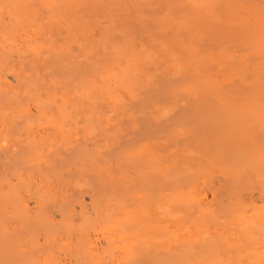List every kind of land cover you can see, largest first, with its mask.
Segmentation results:
<instances>
[{"label": "rangeland", "instance_id": "374dc122", "mask_svg": "<svg viewBox=\"0 0 264 264\" xmlns=\"http://www.w3.org/2000/svg\"><path fill=\"white\" fill-rule=\"evenodd\" d=\"M141 1H143V0H141ZM141 1H138L139 6H137V7H142V8H140L141 10L144 9V10H142V14L141 13L140 14L143 15L142 19H144L143 17H145L146 22L142 23L139 21L140 23H142V25H141V24L136 23V22H131V18H129V22H130L129 23L127 21L128 17L125 18L123 21V19L121 18L123 15L122 12L124 14H126L128 11H130L129 9L126 10L128 7L130 8V6L128 5V3H129L128 0H126L125 2L123 0V2L125 3V7L122 9V11L121 10L119 11V12H121V15H119V18L116 19V21L119 20L118 23L119 22L121 23L120 20L123 21L124 24L121 23L120 25H122V26H119V27H121V29H123V31H126V29H127V31H128L127 34H128V38H129L128 41L129 42L131 41V44H129V45H131V46H129V49L134 48V51L132 50L134 53L136 50V57L138 56V58H139L142 56V58H139L141 62H143V61L146 62L145 54L148 55L147 54V53H149L148 51H150L152 53V55L149 53L151 56L150 55L147 56L150 59H148L149 60V62L147 61L148 63L147 62L145 63L146 66L144 64L141 65V68H142L141 72L142 71L143 72L141 73L140 81L143 84L144 88L146 87L145 90L146 89L148 90L149 86H151L153 84V82H151L149 80L155 79L154 82L156 83V86L159 88L152 85L151 88L153 87V89L149 88L148 91L146 90L148 92V94L144 90L141 91L140 93L137 90H131V91L123 92L121 89H119V87L115 91L112 88L113 87L112 81H110V82L100 81V77L105 78L107 76L106 74H103V72L101 73L99 78H98V76L95 77L96 74L93 76L89 75L90 72H88V71L91 68V65H92L91 63L95 62L96 60L93 58V60L90 59V61L88 60V62L86 60H85V62L79 61L80 58L77 57V52L73 51V48L71 49V57L64 59L65 61H63V59H60V60L59 59H49L47 57H45V59H44L45 55L40 56V57H36L30 53H24L26 55V56L24 55L25 58H23V55H22V57H20L21 58L20 59L19 57H16L18 55L13 53V51H14L13 49L5 53L8 61H9V62L7 61L8 64L4 58L5 55L3 57L0 56V61H2V63L0 62L1 63L0 68L3 69V72L0 73V79L3 80V81H0V84H1L0 88L2 87L0 90V121H1L0 122V264H124L123 256H121V252L118 251V250H120V248H118V250L116 251V248H114V247L117 246L120 242L124 243V244H125V242L119 241L117 237L112 236V237L117 239L116 240V239L112 238V240H111V238H110L111 242H114L116 240L115 243H117V245H114V247H113L114 249H113L111 246H113V244H115V243H113L111 245L110 244L111 242L109 241V243H108V240H107V238L111 237V236H107L106 233L103 232V231H105V229L103 227L105 226L104 225V223H105V221H104L105 217L104 216L106 214V211L111 210L113 208L116 209L115 211H117V209H119L118 205H120V207H122V210H125V212H131L130 215H134V213H135V215L139 214L138 217H140L141 215L144 216L147 214V216L151 217V219H152L151 223L155 221L154 224H155V228L157 231L159 228L156 227V224H157V226L159 225L158 227H160L161 226L160 218L163 217L162 214L157 212L158 211L157 207L164 204V200H165L164 194L170 192L176 186L177 187L179 186V188H183V189L188 188L189 192H193L195 190L198 193L197 198L205 196L206 198L203 197V198H205V200L207 199L206 202H204L205 205L206 204L210 205L209 202H211V203L216 202L215 205L218 204L219 202L226 203L227 202L226 200L229 197L234 196V197L239 198V196H240V198L243 199L244 202L250 203V205H249L250 207H251V204H254V203L255 204L252 205V207H255V206L257 207L259 205H260L259 207H261V204H260L261 201L260 200H262V198L259 195L260 194L259 188H260V186H261V188L264 187L263 186L264 185V176H263V178L261 177V175H264V146H262V145H264V143H263L264 142V140H263L264 139L263 138L264 137V113H263L264 112V85L251 86L249 88H238L236 90L234 88H231V87H226V86L223 87V89L220 90L222 93L220 94V91H219L218 95L220 97L229 96V98L231 100H228L229 102L227 101L225 103L226 105L224 104L226 107L224 105L221 107H223L222 110H224L225 112L228 113L230 111L231 113L229 112L230 117H228L227 119L225 118V122H223V119H222L219 123L223 122L224 123L223 125H225V126H227V125L229 126V124L235 125L234 128H232V131L237 130L238 133L241 131L243 135L241 134L238 137H236V135H234V137H236V138H234L230 134H229L230 136L228 135L227 137H222V138H218L216 136H213V137L208 136L205 139V141H203L200 144V147L198 148L199 150L197 148H195L198 145H197V142H195V140L192 137L196 135L195 133H197V131H198L197 134H203L202 136L209 135L207 130L204 131V133H201V132H199V129L200 128L206 129V127L209 125V123L212 124V122H209V120H211V118L214 119V116L210 117L208 115L199 114L200 113L199 110L201 111V109L193 107L194 106L193 105L194 100H192L191 95L188 94V97L186 96L187 97V99H186L185 97L182 96L183 93L181 92L183 90V88L186 89V87H189L191 85V81H192L191 75H192V70L194 68L193 61L194 60L196 61V59H192L193 56H191L190 53H189L190 54L189 55L188 51H185L186 49L182 48V47H183V45H186V44H187L186 46L188 47L189 44L192 43V40L196 37H194L192 39L191 38L192 36L191 37L188 36L190 39H192L191 42H189L188 38L186 40L187 34L184 30H183L184 32L182 31L183 28H185V30H186V27H183L181 25L179 19L176 20L179 22L175 23V24L178 23V25H175L174 21H172L173 22L172 26H171V24H169L171 21L169 23H168V21L167 22H161L163 20L162 19L163 15L166 18L170 15V14L164 12V10L165 9L167 10L166 6H168L169 4L171 6V2H174L175 4H177L176 6L174 4V6L176 7V10L179 9L182 12V10L180 9L181 3H182V7H188L186 9L183 8L184 11L190 10L189 9V3L188 4L186 3V2H189V0H181V1L179 0L180 3L179 2L176 3L178 0H175V1L170 0L171 2L170 3L168 2L169 3L168 5H166L167 3L165 4L164 1L162 0L163 1V2H161L162 4L159 3V6L161 5L160 8L157 5L158 0H154L153 4H151L152 1L150 3L149 0L148 1L144 0L145 2L150 3V9H149V6L147 9L148 3H146V4L144 3V5H143V2H141ZM155 1H157V2L155 3ZM215 1H217V0H215ZM242 1H244V0H242ZM159 2H160V0H159ZM231 2H233V0L232 1L228 0L227 2H226V0H222L221 2L218 1V3L216 4V5H218V7L216 8V10L218 13H220L219 16H221V14H222L221 12L224 9V12H227L229 14L228 15V14H225L223 12L225 14V16H224L225 18L229 17L228 20H231L230 18L233 16L235 18V20H237V18H238V22H240V20H242V18H244V19L248 18L250 21L247 20V22L252 21L248 17L249 14H248L247 8L241 7L243 5L242 4L243 2L240 3L241 5L238 4L239 2L236 3L237 5L231 4L232 6L230 8ZM245 2H244L245 5L248 2V4H251V5L253 4L255 6V8L260 7L259 12L262 11L261 7L264 10V6H262V5H264V0H246ZM250 2H254V3H250ZM104 3L107 4V3H111V2L104 0ZM163 3L165 4V8H162L163 7L162 5H164ZM185 4H187V5H185ZM90 5H91V3L88 6H90ZM156 5H157V7H156ZM253 5H252V7L254 8ZM178 6L180 8H177ZM247 6H249V5H247ZM109 7H110V5L108 6V4H107V8H109ZM220 7L223 9H221L219 11ZM242 8L246 9V12H247L246 16L244 13L241 14V11H243V10H241ZM257 8H256V10H258ZM161 9L162 10L164 9V10L162 11ZM169 9H171V8H169ZM134 10H136V8H131V11H130L131 13L130 12L128 13L131 16H129V15L128 16L134 17L133 18L134 20L137 17H138V19L141 18L138 14H137L138 16L135 15L137 12L135 13ZM141 10H140V12H141ZM172 10L174 11V12L172 11V15L174 17H172V18L168 17L169 20L175 18L177 15L175 13L176 12L175 8L173 9V7H172ZM229 10L231 12H233V14L231 12H229ZM137 11H139V10H137ZM132 12L134 15L132 14ZM169 12H171V11H169ZM177 12H178V10H177ZM185 12H183V13H185ZM183 13H181V14H183ZM199 13L201 14L202 12L200 11ZM237 13H240V14H237ZM262 13H264V11ZM186 14H185V16H186ZM179 15L177 16V18H179ZM226 15H228V16H226ZM237 16H239V17H237ZM157 17H162L161 18L162 20L159 19L160 22H158V24H155L156 20L151 21V19L152 18L155 19ZM250 17L253 18V16H250ZM234 18H233V20H231L232 22L229 21V23L231 22L234 24ZM138 19H137V21H138ZM147 19L148 20L150 19L149 23L147 22ZM180 19H182V17ZM247 22L245 20L246 24H247ZM252 22L254 24V19ZM164 23H167V24H164ZM179 23H180V25H179ZM241 23L244 24V20H242L239 23L240 28L237 27L238 26L237 23L234 24V26H236V27H234L235 30L233 29L234 30L233 32H236L239 37L237 36L236 37L237 41H235L238 43L233 44L236 47L228 48V52H231V55H232V52H234V54H236V56H237V54L239 56L240 54H243L245 52V49H244L245 47H240L243 44L239 43V41H241V39H242L241 38V28H242ZM248 24L251 27H253L255 25V24L251 25L250 23H248ZM155 26H156V28H155ZM177 26H179V27L182 26L180 31L177 30V32L179 31V34L181 36H179V35L176 36V34H175V32H176L175 30L178 28ZM119 27H116V28H119ZM123 27H125V28H123ZM169 27H171L170 30L168 29ZM190 27H191L192 33L197 32L198 29L201 28V27L198 28V27H193V26H190ZM193 28H194V30H193ZM25 31L27 33L31 32V30L29 28L26 29ZM201 32L206 34L203 31H201ZM199 34H200V31L198 33V36H199ZM143 36H145V37H143ZM235 36L236 35H232V37H235ZM182 37H185V38H182ZM96 38H97V36H93V39H96ZM198 38H196L194 40V43H196L197 45H198V42L201 41L199 38L200 41L197 42ZM165 39H167V40H165ZM203 39H205V38H203ZM203 39H202V41H204ZM114 40L116 43H119L121 41L119 37H114V39L112 41H114ZM138 41H140L141 44L143 43V46H141V44H139L140 42H138ZM207 42H208V40L207 41L205 40V42L202 43V45L205 44V49H203L200 46L201 44L199 45L201 48L200 47H198V48H200L201 51H199L197 46L193 45L194 47H196V49L199 52V53H195L194 57H199L200 58L199 60L204 61V63L206 61L205 65H208L209 63H211L212 65H210V67H209L210 68L209 72L213 73L216 69V67L214 65L216 64L217 59L212 58V61H211L210 56L216 57L219 54V52H216V51H218V49L216 48L218 44L215 47L214 46L215 43L213 44L211 42V44H210V42L209 43H207ZM151 44H153V45H151ZM160 44H162V45H160ZM180 45H181V47H179ZM233 45H231V46H233ZM159 46H161V48ZM163 46H164V49H162ZM186 46H184V47H186ZM243 46H245V45H243ZM176 47L177 48L179 47V48L177 49ZM141 48L147 53L144 52V54H143V51ZM140 49L142 52H140ZM146 49H147V51H146ZM211 49H213V50H211ZM74 50H76V49L74 48ZM169 50H171V52H174L176 50L174 52V54H176L177 57L174 56V58H175V62L173 61L174 64H173L172 60L169 59V58H171V55H173ZM181 50H184V51L181 52ZM202 50H203V52H202ZM72 51L76 52L75 55H72V53H73ZM212 51L216 52V53L213 54V53H211ZM9 52H10V54H8ZM234 54H233V56H234ZM8 55H10V56L8 57ZM154 56H155V58H154ZM42 57H43V60H42ZM73 58L75 60L74 62L71 61ZM151 58H153V60L154 59L155 60L153 61ZM104 60H105V62H104ZM119 60L123 61L122 59H118L114 63L115 67H116V69H114V71H112V74L114 76L117 75V71H118L117 68L118 69L122 68V64ZM186 60H188V62ZM190 60H191V62H189ZM255 60L257 61V60H259V58L256 57ZM60 61H61V65H59ZM62 61H63V63L66 62V64H62ZM102 61L104 62L103 63L104 68H107L109 65L108 62H111V60L108 58H105ZM53 62L57 63V65H56L57 67H54L55 65ZM133 62L134 61H132V63ZM135 62H136V60H135ZM150 62L153 64H151ZM138 63H139V61H138ZM5 64H7L9 66H7ZM67 64H69V65L72 64L73 69L72 70H66V69L72 68V67L71 68L68 67V68L64 69L66 71L65 72L63 70V68H64V65H67ZM139 64H141V63H139ZM148 64H151V66ZM156 64H158L159 66ZM178 64L179 65L181 64V67H182V64L184 66V69H183V67H182V69H180L181 75H177L179 77L176 76V74H178L176 72V68H178L177 67ZM4 65H5V69L2 68ZM31 66H32V69H31ZM58 66H61V69H59ZM148 66H150V67L147 68ZM165 66H166V69H165ZM172 66L175 68H173ZM74 68H76L75 69L76 72L74 71L73 72L74 74H73L72 71L74 70ZM179 68H180V66H179ZM8 69L9 70L12 69V71L11 70L8 71ZM44 70H45V72H43ZM164 70H167V71H164ZM183 70L185 71V73L183 72ZM25 72L27 74H24ZM165 72H168V75L170 76V80L172 79L171 82H170V80H169V82L167 81L169 84L164 80V78L166 79V77H167V80L169 78L167 73H165ZM56 73H58V74H56ZM64 73H65V75H64ZM155 73H159V74H155ZM163 73H164L165 77H163ZM16 74H17V76H16ZM42 74H45V75H42ZM146 74L150 76V79L148 76L146 77ZM18 75H20V77ZM24 75H25V77H24ZM26 75H28V76H26ZM80 75L82 76V78H80L81 77ZM71 76H72V78H71ZM19 78H20V80H19ZM52 78H55V79H52ZM156 78H157V80H156ZM54 80H56V81H54ZM84 80L88 81L90 87L94 88V86H95L96 88H99L97 90L98 92H99V90H101V88L103 90V87L106 88L105 90H107L108 85L111 83L109 85L108 90L113 92V94L119 96L122 100L124 98V100L122 101L123 103L122 104L116 103V107H115L114 100H112L113 99L112 94L108 93V94H103L100 97H97L96 93H98V92L95 91L96 93L94 92L92 94L94 96L91 97L93 99L90 98L88 100L89 103L92 101L91 104H87L85 102L82 103L81 99L79 101L77 99H75L74 102L70 103L72 105V107H74V104H76L74 107L75 110L71 109V106H68V105H66L67 107L65 108V105H64L63 107H61L62 109L60 108L61 110L58 108L59 112H57L58 109L56 110L55 107L57 108V105H59V102H56V100H57V96H60V92L63 91L62 90L63 86L61 89H59L60 87H57L56 90H51V89L58 86V85L63 84L64 82H68V83H66L68 85H66V84L65 85H66V88L68 86L67 89L69 90V88L71 89V87H73V86L80 87V86H76V83H78L77 85H79V82L84 81ZM92 80H95L97 83H94L95 81H92ZM25 81L26 82L28 81V83H30L29 84L30 88H28L29 85H28V83L26 84ZM61 81H62V83H61ZM69 81H71V82H69ZM148 82H151L152 84L151 85L149 84V86L147 84L145 86V84ZM50 83L51 84L54 83L55 85L53 87L51 85V88H50ZM155 83H154V85H155ZM170 83L173 84L174 86H176V87H173L174 90H178L181 93L177 92V94L176 93L172 94V93H174V91L171 90L172 87H170V86H173V85H171ZM175 83L177 85H175ZM20 84L21 85L23 84L22 85L23 87ZM93 84H95V85H93ZM187 84H188V86H187ZM25 85L26 86L28 85L27 88ZM91 85H93V86H91ZM97 85H99V86H97ZM111 85H112V87H111ZM184 85H186V86H184ZM34 86H36L34 89L35 91L32 89V87H34ZM38 87H40V88H38ZM179 87H181V88L179 89ZM116 88H117V86L115 87V89ZM3 89H5V90H3ZM150 89H151V91H150ZM164 89L166 90V92ZM37 90H38V93H37ZM66 90L64 92L68 93ZM108 90H107V92H108ZM229 90H231V91H229ZM135 91L137 94L141 95V96H139V99H137L138 98L137 94H133ZM156 91H157V93H155ZM171 91H172V93H170ZM51 92L57 93L56 94L57 95L56 100L55 101L53 100L52 104L47 103V104L43 105V104H41V102L38 99H36V98L41 97L39 99L41 101H45L47 98V95H50L49 93H51ZM64 92H62V93H64ZM225 92H228V93H225ZM250 92H252V93H250ZM2 93L4 96H2ZM10 93L12 95H15V93H18L17 98L15 96H13V97H15L14 102L11 100L13 103L10 102V100H9V102L7 101V99H9L8 96L11 95ZM153 93H155V94H153ZM165 93H167V94H165ZM233 93L236 96L233 95ZM259 93L261 96L258 95ZM37 94H39V96ZM129 94H130V96H129ZM143 94H145V95H143ZM35 95H36V97H34ZM151 95H156V97L151 96ZM159 95H160V98H158ZM241 95L244 96L243 99H241L242 98ZM110 96H112V97H110ZM127 96L132 97V98L134 97V99L128 100ZM147 96H149V97H147ZM165 96H167V98ZM140 97L141 98L143 97L142 98L143 100H140L141 99ZM157 98L160 100L162 98L163 99L162 102L156 101L157 102L156 103L155 100ZM169 98H174V99H169ZM225 99H227V98H225ZM75 101H76V103H75ZM135 101H137L138 103H136ZM140 101H143V104ZM175 102H176V105H181L183 103L186 104L185 105L186 109L184 110L185 115H183V117H184L183 122L179 118H176L169 123L171 126L169 125L166 127V125H158L159 124L158 122L161 123L164 120L162 118L164 116V112L167 113L168 111H170L171 108H172V111L174 110ZM198 102H200V100ZM39 103L41 105H39ZM113 104H114V107L112 106ZM156 105H159V106L157 107ZM165 105H167V106H165ZM168 105H169V107H168ZM17 106H19V107H17ZM89 106L92 108L90 109ZM130 106L132 108L133 107L134 108L132 109ZM195 106H197V105H195ZM203 106H205L207 109H211V108L214 109V107H216V103L214 102L213 99H209L208 101H206V104ZM120 107L123 110H121ZM163 107H164V109H163ZM166 107H168L170 109L167 110ZM205 107H201V108H205ZM113 108H114V110L116 109V111L118 113L116 116H115L116 112L114 113L113 112L114 110H112ZM165 108L167 111H165ZM225 108L228 111H226ZM70 109L72 111H70ZM77 109L79 111H77ZM128 109H130L131 111L130 110L128 111ZM143 109L145 111H143ZM155 109L156 110L159 109V110L155 112ZM197 109H199V110H197ZM21 110L23 111V113ZM83 110H84V113L86 116H84V114H82ZM74 111L76 113H78V112H80V113L77 114V116H76V113H74ZM95 111H97V112H95ZM122 111H124V112H122ZM190 111H192V113H189ZM70 112L71 113L73 112L74 114L72 113L73 115L71 114L72 116H70ZM195 112H197L196 113L197 115L195 114ZM234 112H236V113H234ZM88 113H89V115H88ZM122 113H124L125 115H123ZM64 114L69 116L68 118H70V121ZM161 114H162V117L160 116V118H158L159 117L158 115H161ZM261 114H262V116H261ZM109 115H110V117H109ZM131 115L133 116V118H130V117H132ZM152 115H153V117H152ZM238 115H239V118H238ZM1 116H3V117H1ZM62 116H63V119H62ZM113 116H114V118H113ZM196 116H198V117H196ZM231 116L233 118L235 117L236 120L235 119L232 120ZM77 117L79 118V120ZM87 117L89 118V120L93 119V121L90 122L89 120H86V119H88ZM134 117H135V119H134ZM136 117H138V118H136ZM187 117L190 121L187 119ZM202 117H203V121H202V119H200ZM207 117H210V119L208 120ZM16 118H18V119H16ZM107 118H109L108 121H107ZM112 118H113V120H112ZM237 118L239 121L237 120ZM84 119H85V121H84ZM196 119H197V121H195ZM109 120H111V121H109ZM150 120H152V122L154 124L156 123L158 125V129L161 127L160 129H162V130L161 131H160V129L157 130L156 129L157 126L155 124V125H153L154 126L153 129H156L157 131H154L151 133V131L148 128L149 125H152ZM157 120H158V122H157ZM177 120H179V121H177ZM200 120H201V122H200ZM226 120H227V122H226ZM204 122H205V124H204ZM237 122H238V124H237ZM30 123H31V125H30ZM89 123H92V124L89 125ZM175 123H177V124L175 125ZM55 124H56V126H55ZM182 124H183L184 128L183 127L181 128ZM206 124H207V126H206ZM133 126H134L135 130L133 129ZM164 126L166 128H168V130L166 128H164ZM186 126H189V128ZM74 128H76V129H74ZM136 128H137V131H136ZM194 128H196V130ZM217 128L218 129L222 128V126L220 125ZM58 129H60V130L58 131ZM65 129H67V130H65ZM85 129H86V131H85ZM88 129L90 131H88ZM93 130H94V132H93ZM165 130H167V131H165ZM179 130H181V132L187 131V132H190L191 134L194 132V134L191 135L188 133V136L191 135L190 137H188V139H183L185 137H182V139H181L180 136H178L176 138L175 135L176 134L180 135V133H181V132H178ZM122 131H124V132H122ZM128 131H131L133 133H131V132L129 133ZM60 132H61V134H60ZM156 133H157V135H156ZM63 134H64V136H63ZM88 134H90L89 135L90 137L88 136ZM129 134H131V135H129ZM249 136H250V138H248ZM170 137H172V138H170ZM230 137H231V139H230ZM233 138L236 139V141L233 140ZM239 138H240V140H239ZM245 138H246V141H245ZM214 139H216V140H214ZM217 139H219V140L221 139V140L219 141ZM254 140L256 143L254 142ZM101 141H103V143ZM167 141H169V143ZM211 141H213L214 143ZM152 142H156L155 147L157 149H159V151H161L160 152L161 155L159 154L160 156L166 154L169 151L175 152V147L176 148L179 147V150L173 155V157L179 156L182 158V160H185L187 162V164H190L189 166H185L187 170L184 169L183 171H180V170H177L175 168H165V166H163L162 163L160 164V162H161V160H159L160 156L157 157V156L150 154L149 147H150ZM217 142H219V143H217ZM244 142H245V144H244ZM33 143H35V144H33ZM148 144H149V146H148ZM159 144H162V145L164 144V146H161ZM208 144H209V146H208ZM101 145H102V147H101ZM115 145H116V147H115ZM171 145H172V147H171ZM245 145H247V146H245ZM255 145H256V147H255ZM103 147H105L106 152L104 151ZM128 147L129 148L131 147V149H129ZM141 147H143V148H141ZM125 148L128 150H126ZM145 149L147 150V152ZM200 149L204 150V151L201 152ZM210 149H212V150H210ZM121 150H123V151H121ZM217 150H218V152H217ZM134 151H136L137 153ZM142 151H144V152H142ZM196 152H197V154H196ZM129 153H130V155H129ZM185 154L188 156H186ZM37 155H38V157H37ZM42 155H44V157ZM131 155H132V157H131ZM201 156H203V157H201ZM231 156L233 159L231 158ZM123 157H125V158H123ZM129 157H131V158H129ZM192 157H194V158H192ZM121 158H122V160H124L123 162H122ZM157 158H158V160H157ZM199 158H201V159H199ZM206 159H207V161H206ZM214 159H216V160H214ZM226 159L228 160V162ZM247 160H249V167L253 172L247 168L248 165L245 166L247 164ZM134 161H135V163H134ZM208 161H209V163H208ZM71 162H72V164H71ZM131 162H133L132 165H131ZM146 162H148V164ZM225 162H226V164H225ZM123 164H125V165H123ZM127 164H129V165H127ZM250 164H251V166H250ZM226 165H227V167H226ZM98 166L101 167V169ZM238 166H240V167H238ZM75 167H77V168H75ZM200 167H202V168H200ZM223 167L225 168V170H223L224 169ZM164 169H166V170H164ZM233 169L235 170V172ZM244 169H247V170H244ZM256 169H257V171L258 170L259 171L257 172ZM98 170H100V171L98 172ZM132 170H134V171H132ZM229 170H232V171H229ZM196 171H198V172H196ZM225 172H226V174H225ZM139 173H141V174H139ZM235 173H239L238 176ZM257 173H258V175H257ZM160 174L164 175L165 177L164 176L162 177V175H160ZM170 176H172V177L170 178ZM179 176H181V177H179ZM258 176H259V179H257ZM260 178H262V180ZM187 179H189V180H187ZM23 180H24V182H23ZM125 181H127V182H125ZM47 182H48V184H47ZM110 182H111V184H110ZM249 183H251V184H249ZM180 184H182V185H180ZM250 185H253V186H250ZM83 186H84V188H82ZM234 186H235V188H234ZM129 190H131V191H129ZM257 191H258V194H257ZM231 193H233V194H231ZM64 194L66 196H64ZM126 195H128V196H126ZM223 196H224V198H226V197L227 198L224 199ZM51 197H53V198L51 199ZM95 197H96V199H95ZM247 198H249V199H247ZM250 198H252V199H250ZM105 199H106V201H105ZM149 201H151V202H149ZM217 201H218V203H217ZM120 202H121V204H120ZM256 202H258V203H256ZM113 212H114V210H113ZM243 212H245V209H243ZM42 216H43V218H42ZM148 217H146V218H148ZM153 217L155 218L154 221H153ZM100 218H102V219H100ZM146 218H145V220H146ZM156 218L158 219V222L160 221L159 224H158V222H156ZM85 222H86V224H85ZM138 222H140V220L137 221V224H136L137 226L139 225ZM147 222L145 223V225H144V222H142L143 224L141 223V227L139 225V227L142 230H145L144 231L145 233L142 230L140 233L137 230L138 227L135 226V228L137 227L135 229V230H137L136 233L138 232L137 238L135 236L136 234L134 231H132V232H134V234H133L134 236L132 235V233L130 234L133 237L132 240H134V244H136V243L139 244L140 241H142L139 239L144 240L145 237H146L145 242H147L148 238L154 239L153 245L155 248H153V246L150 247L149 245H148L149 247L145 246L144 244H147V243H144L142 245L144 248L143 250L150 252L149 249L157 250V248L158 249L160 248L159 251H162L163 249L164 250L170 249L173 251H178V249H181L183 246L188 245L187 243H185V242H188V240L187 241L185 240V242H182V240H180V239H182V237L179 239L175 238V241H173L172 236L171 237L169 235L168 236H164V235L162 236V232L160 230L158 232L154 231L155 229H154L153 225L150 226L151 223L148 222L149 224H147ZM146 225H148L150 228L146 227ZM77 226H78L79 231H77L78 230ZM80 226H81V231H80ZM50 230L53 232H49ZM146 231L149 233L152 231L151 232L152 236L150 235L151 237H148V233H146ZM47 234H51V235L47 236ZM101 235H102V237H101ZM143 235H146V236H143ZM52 236H53V238H52ZM160 237H162L163 239H160ZM50 238H51V240H50ZM170 239L173 242L169 241ZM183 239H187V238H183ZM43 240H45V241H43ZM176 240H178V241H176ZM233 240L234 241L230 240L228 242V244L234 243L235 249H236V246L245 245V241H242V239H240V238L239 239L234 238ZM86 241L88 243H86ZM149 241H150V245H152L151 244L152 240H148V242ZM257 242H255L257 244L254 243L255 248H259V246L261 245L259 243L260 241H257ZM237 243H239V244H237ZM120 244L117 247H119V246L121 247ZM251 244H253V243H251ZM258 244H259V246H258ZM84 245H85V247H84ZM195 245H194L195 248H199L200 243L197 242V244L195 243ZM136 246H137V244H136ZM251 246L254 247L253 245H251ZM82 247H84V249H82ZM85 248H87V249L85 250ZM85 251H87L88 253L85 254ZM96 251H97V253H96ZM93 252H95V253H93ZM107 253H110V254L108 255ZM94 254H95V258H93ZM112 256H113V258H112ZM116 256H118V257H116ZM148 257H150V261L152 263H149L150 261H147L148 263H146V264H157L156 261H154L155 259L152 257L151 254L148 255ZM138 258H142V257H138ZM152 258L154 260H152ZM84 259L86 262L84 261ZM122 259H123V261H122ZM143 259H141V260H143ZM139 260L140 259H137V257L136 258L132 257V259H130L129 261H132L134 264H140L141 262H143L141 264H144L145 260H143V261H139ZM87 261H89V262H87ZM125 262H128V261H125ZM132 262H128V263L132 264Z\"/></svg>", "mask_w": 264, "mask_h": 264}, {"label": "bare ground", "instance_id": "6f19581e", "mask_svg": "<svg viewBox=\"0 0 264 264\" xmlns=\"http://www.w3.org/2000/svg\"><path fill=\"white\" fill-rule=\"evenodd\" d=\"M108 2L110 1L111 3H107L108 4V6L110 5V7L109 8H107V4H105L104 3V0H0V56H4L5 55V53L6 52H8V51H10V50H14L13 51V53H15L16 55H18V56H16V57H22V55H23V58H25L24 57V53H30V54H32V55H34V56H36V57H40V56H44V59H45V57H47V58H49V59H63V61H65L64 59H67V58H69V57H71V49L73 48V51H76L77 52V57L78 58H80V60L79 61H81V62H85V60L88 62V60L90 61V59L91 60H93V58L96 60L95 62H92L91 64V68H90V70L88 71V72H90L89 73V75H91V76H93V75H95L96 74V76L95 77H97L98 76V78L100 77V75H101V73L103 72V74H106L105 76V78H101L100 77V81H102V82H104V81H107V82H110V81H112L113 82V87H112V85H111V87L116 91L117 89H118V87H119V89H121L123 92H127V91H131V90H137L139 93L141 92V91H146L145 90V88H144V86H143V84L141 83V81H140V76H141V73L143 72H141V65L142 64H144L145 65V63L148 61L149 62V60L148 59H150V58H148L147 56L148 55H152V53L150 52V51H148L149 53H147V52H145L142 48V51H143V54H144V52L145 53H147L148 55H146L145 54V60H146V62H144L143 60V62H141L140 61V59L139 58H142V56L141 57H139L138 58V56L136 57V50H135V53L133 52L134 51V48L133 49H129V46H131V45H129V44H131V41L129 42L128 41V34H127V29H126V31H123V29H121V27H119V26H122V25H120L121 23L122 24H124L123 23V21H124V19L125 18H127L126 20L129 22V18H131V22H136V23H139V24H141L142 25V23H144V22H146V19H145V17H143L144 19H142V16L143 15H141L142 14V10H144V9H140V8H142V7H137V6H139L138 4V1H141V0H128L129 1V3H128V5L130 6V8L128 7L126 10H130L131 11V8H136V10H134L135 11V15L136 16H140L141 18H139L138 19V17L134 20L133 18L134 17H129V16H131L130 14H128L130 11H128L126 14H124L123 12H122V19H123V21L122 20H120L121 21V23L119 22L118 23V21L119 20H117L116 21V19H118L119 18V15H121V12H119L120 10L122 11V9L125 7V1L126 0H124V2H123V0H107ZM145 1H148V0H145ZM144 0L143 1H141V2H143V5H144V3L146 4V3H148V2H145ZM150 1V3H151V1H152V3L151 4H153V1L154 0H149ZM164 1V3L166 4V5H168L171 1L170 0H163ZM162 0H160V2H159V0H158V3H157V5H158V7L160 8V6H159V3L160 4H162L161 2H163ZM175 1V0H174ZM181 1V0H180ZM218 1L219 2H221L220 0H217V1H215V0H189V2H186L187 4L189 3V9L190 10H188V11H184L183 10V8L184 9H186V8H188V7H182V3H181V8L178 6L177 8H180L181 10H182V12L179 10V9H177L178 10V12H177V10H176V5L177 4H175L174 2H171V6L173 7V9L175 8V13L177 14H175L176 15V17L175 18H173V19H170L169 20V18H172V17H174L173 15H172V7L170 6V4L168 5V6H166L167 7V10L165 9H163L164 10V12H166V13H168V14H170L167 18L163 15V18L162 17H157V18H150L151 19V21H155L156 20V23L155 24H158V22H160L159 21V19H161L162 21L161 22H167L168 21V23L169 24H171V26L173 25V22L172 21H174V24L176 23V22H179L180 21V23H181V25L183 26V27H186V30H185V28H183L182 29V31L184 30L185 32H186V34H187V36H186V40H187V38L189 39V42H191V40L194 38V37H196V38H198L199 36V38H200V40H199V38L197 39V42L198 41H200V42H198V45L196 44V43H194V40L196 39V38H194L193 40H192V43L191 44H189V46L187 47L186 45H183V47L182 48H185L184 50L185 51H188V54L190 53L191 54V56H195L194 54L195 53H199L198 52V50L196 49V47H194V46H197V48L198 47H202L203 49H205V44L204 45H202V43H204L205 42V40L207 41L208 40V42L207 43H209L210 42V44H211V42L214 44L215 43V47H216V45H217V49H218V51H216V52H219V54L216 56V57H214V56H210V59H211V61H212V58H214V59H217V61H216V64L214 65L215 67H216V69H215V71L213 72V73H210L209 71V67H210V65H212L211 63H209L208 65H205V63H206V61H205V63H204V61H201V60H199L200 58L199 57H192V59H196V61L194 60L193 61V64H194V68H193V70H192V75H191V77H192V81H191V85L189 86V87H186V89L185 88H183V90L181 91L182 93H183V97H185L186 99H187V97H188V94H190L191 95V98H192V100H194V106L193 107H196V108H199V109H201V111L199 110V109H197V110H199V114H202V115H208V116H210V117H212V116H214V119H212L211 118V120H209L210 119V117H207V119L209 120V122H212V124H210L209 123V125L207 126V124H206V129H204V128H200L199 129V132H201V133H204V131H208V134L209 135H207V136H202L203 134H197L198 133V131H197V133H195L196 135L195 136H193L192 138L195 140V142H197V147H195V148H199L200 147V144L203 142V141H205V139L208 137V136H211V137H213V136H216V137H218V138H222V137H227L229 134L230 135H232L233 137H234V135H236V137H238L239 135H241L242 134V132L240 131L239 133H238V131L237 130H233L232 131V128H234V126L235 125H231V124H229V126L227 125V126H225V125H223L224 123L223 122H225V118L227 119L228 117H230V113L228 112H225L224 110H222L223 109V107H221V106H223L228 100H231L230 98H229V96H225V97H220L218 94H219V91L220 90H222L223 89V87H231V88H234L235 90L236 89H238V88H249V87H251V86H261V85H264V13H262L264 10H263V8L261 7V9H262V11H260L259 12V10H260V7L259 8H257L258 10H256V8H255V6H254V8L252 7V5L251 4H248V2H247V4L245 5V1L246 0H244V1H242V0H233V2H231L230 3V8H231V6L232 5H234V4H236V3H238V4H240V3H242L243 5L241 6V7H245V8H247V10H248V14H249V18L253 21V19H254V24H253V22L251 23V22H247V20L248 21H250L248 18H246V19H244V18H242V20H244V24H242L241 23V41H239V43L241 44H243V45H245V46H240V47H245L244 49H245V52L243 53V54H240L239 56H238V54H237V56H236V54H234V52H232V55H231V52H228V48H231V47H236V46H234L233 44H236V43H238V42H235V41H237V33L236 32H233L234 30H235V28L234 27H236V26H234V24L235 23H237L238 24V26L237 27H239V23L242 21V20H240V22H238V18H237V20H235V18H234V24L233 23H231L232 21L231 20H233V18L231 17L230 19L231 20H228L229 19V17H224L225 16V14H228L227 12H224V9L223 8H219V11L221 10V9H223L222 10V14H221V16H219V14L220 13H218L217 12V10H216V8L218 7V5H216L217 3H218ZM228 0H226V2H227ZM232 1V0H231ZM237 1V2H236ZM157 1H155V3H156ZM169 2V3H168ZM179 2V0L176 2V3H178ZM245 2V3H244ZM262 2V1H261ZM91 3V5L90 6H88L89 4ZM150 3H148V5H147V9H148V6H149V9H150ZM154 3V4H155ZM163 3V4H164ZM173 3V4H172ZM180 3V2H179ZM250 3H254V2H250ZM142 4V3H141ZM165 4L164 5H162L163 7L162 8H165ZM174 4H175V6H174ZM187 4H185V5H187ZM220 4V3H219ZM232 4V5H231ZM262 4V3H261ZM132 5V6H131ZM157 5H156V7H157ZM216 5V6H215ZM237 5V4H236ZM241 5V4H240ZM247 5H249V6H247ZM257 6V5H256ZM262 6H264V5H262ZM139 8V9H138ZM158 8V9H159ZM169 8H171V9H169ZM202 8V9H201ZM229 8V9H230ZM91 11H90V10ZM216 11H215V10ZM93 10V11H92ZM137 10H139V11H137ZM140 10H141V12H140ZM162 10V9H161ZM160 10V11H161ZM162 10V11H163ZM171 11V12H169V11ZM241 10H243V11H241ZM240 11H241V14L242 13H244L245 14V16H246V9H244V8H242ZM148 11V10H147ZM191 11V12H190ZM202 12L201 14L199 13V12ZM239 11V12H240ZM245 11V12H244ZM174 12V11H173ZM180 12V13H179ZM183 12H185V13H183ZM189 12V13H188ZM197 12V13H196ZM225 14H224V13ZM229 12H231L230 10H229ZM259 12V13H258ZM131 13V12H130ZM141 13V14H140ZM181 13H183V14H181ZM187 13V14H186ZM217 13V14H216ZM232 14H233V12H231ZM132 14H133V12H132ZM138 14V15H137ZM181 16H180V15ZM185 14H186V16H185ZM224 14V15H223ZM237 14H240V13H237ZM129 15V16H128ZM134 15V14H133ZM179 15V18H177V16ZM229 15V14H228ZM228 15H226V16H228ZM171 16V17H170ZM250 16H253V18H251ZM182 17V19H180ZM237 17H239V16H237ZM165 18V19H164ZM137 19H138V21H137ZM150 19L148 20L147 19V22L149 23V21H150ZM175 19V20H174ZM177 19H179V21H176ZM240 19V18H239ZM166 20V21H165ZM245 20H246V22H247V24L245 23ZM142 22V23H140V22ZM229 21H231L230 23H229ZM236 21V22H235ZM119 25H118V24ZM130 23V22H129ZM180 23H179V25H180ZM248 23H250L251 25H254L253 27H251ZM164 24H167V23H164ZM126 25V24H125ZM175 25H178V23L177 24H175ZM249 25V26H248ZM182 26H177L178 28L175 30L176 32H175V34H176V36H181L180 34H179V31H180V29L182 28ZM190 26H193V27H201V28H199L198 29V31L197 32H194V33H192V30H191V27ZM116 27H119V28H116ZM175 27V26H174ZM173 27V28H174ZM30 29L31 30V32H29V33H27L25 30L26 29ZM123 28H125V27H123ZM146 28V27H145ZM155 28H156V26H155ZM170 28L171 27H169L168 29L170 30ZM190 30H189V29ZM240 28V27H239ZM188 29V30H187ZM234 29V30H233ZM125 30V29H124ZM154 30V29H153ZM177 30H179L178 32H177ZM193 30H194V28H193ZM197 30V29H196ZM195 30V31H196ZM155 31V30H154ZM183 31V32H184ZM191 34H189L188 32ZM199 31H200V34H199V36H198V33H199ZM201 31H203V32H205L206 34H204V33H202ZM163 33V32H162ZM178 33V34H177ZM197 33V34H196ZM235 33V34H234ZM166 34V33H165ZM195 36H194V35ZM130 35V34H129ZM232 35H236L235 37H232ZM93 36H97V38L96 39H93ZM146 36V35H145ZM145 36H143V37H145ZM191 37L192 39H190L189 37ZM198 36V37H197ZM114 37H119L120 38V42L119 43H116L115 42V40L114 41H112L113 39H114ZM152 37V36H151ZM239 37V36H238ZM133 38V37H132ZM182 38H185V37H182ZM203 38H205V39H203L204 41H202V39ZM208 38V39H207ZM150 39V38H149ZM153 40V39H152ZM155 40V39H154ZM158 40V39H157ZM161 40V39H160ZM159 40V41H160ZM165 40H167V39H165ZM210 40V41H209ZM148 41V40H147ZM163 41V40H162ZM138 42H140V41H138ZM146 42V41H145ZM144 42V43H145ZM156 42V41H155ZM154 42V43H155ZM179 42V41H178ZM245 44H244V43ZM160 43V42H159ZM139 44H141V42L139 43ZM164 44V43H163ZM178 44V43H177ZM196 44V45H195ZM201 44V45H200ZM239 44V45H240ZM133 45V44H132ZM151 45H153V44H151ZM157 45V44H156ZM159 45V44H158ZM160 45H162V44H160ZM182 45V44H181ZM181 45L179 46V47H181ZM194 45V46H193ZM200 45V46H199ZM231 45H233V46H231ZM140 46V45H139ZM141 46H143V43L141 44ZM169 46V45H168ZM184 46H186V47H184ZM25 47V48H24ZM160 48H161V46H159ZM178 47V48H179ZM200 47V48H201ZM74 48L76 49V50H74ZM150 48V47H149ZM177 48V47H176ZM177 48V49H178ZM200 48H198L199 49V51H201V49ZM141 49H140V52H142L141 51ZM162 49H164V46H163V48ZM174 49V48H173ZM215 49V48H214ZM133 50V51H132ZM159 50V49H158ZM184 50H181V52L182 51H184ZM211 50H213V49H211ZM72 51V52H73ZM146 51H147V49H146ZM167 51V50H166ZM170 52H171V50H169ZM176 51V50H175ZM174 51V52H175ZM179 51V50H178ZM233 51V50H232ZM76 52H73L72 53V55H75V53ZM165 52V51H164ZM174 52H171L173 55H171V58H169V59H171L172 60V62L174 61L175 62V58H174V56H176V54H174ZM202 52H203V50H202ZM207 52V51H206ZM216 52H211V53H216ZM170 53V54H171ZM8 54H10V52L8 53ZM189 54V55H190ZM233 54H234V56H233ZM139 55V54H138ZM150 55V56H151ZM156 55V54H155ZM207 55V54H206ZM210 55V54H209ZM10 55H8V57H9ZM15 56V55H14ZM26 56V55H25ZM140 56V55H139ZM137 59H136V58ZM177 57V56H176ZM209 57V56H208ZM237 57V58H236ZM256 57H258L259 58V60H255V58ZM4 58H5V61L7 62L8 61V59H7V57H6V55L4 56ZM105 58H108V59H110L111 60V62H108L109 63V65H108V67L107 68H104V66H103V63L105 62V60H104V62L102 61L103 59H105ZM133 58V59H132ZM135 58V59H134ZM154 58H155V56H154ZM7 59V60H6ZM21 59V58H20ZM38 59V58H37ZM41 59V58H40ZM71 59V58H70ZM118 59H122L123 61H120L121 62V64H122V68H120V69H118L117 68V75L116 76H114L113 74H112V71H114V69H116V67H115V62L118 60ZM132 59V60H131ZM152 60H153V58H151ZM24 60V59H23ZM42 60H43V57H42ZM77 60V59H76ZM135 60H136V62H135ZM139 61V63H141V64H139L138 63V61ZM151 60V61H152ZM155 60V59H154ZM153 60V61H154ZM206 60V59H205ZM49 61V60H48ZM63 61H62V64H66V62L65 63H63ZM69 61V60H68ZM71 61H75L74 60V58L71 60ZM132 61H134L133 63H132ZM187 62H188V60H186ZM1 63H2V61H0ZM5 62V63H6ZM9 62V61H8ZM8 62H7V64H8ZM147 62V63H148ZM174 62H173V64H174ZM189 62H191V60L189 61ZM0 63V64H1ZM12 63V62H11ZM41 63V62H40ZM45 63V62H44ZM54 63V67H57L56 65H57V63L56 62H53ZM56 63V64H55ZM119 63V62H118ZM151 63V62H150ZM7 64H5V65H7ZM29 64V63H28ZM151 64H153V63H151ZM151 64H148V65H150L151 66ZM5 65L2 67V68H4L5 69ZM59 65H61V61H60V63H59ZM75 65V64H74ZM143 65V66H144ZM155 65V64H154ZM156 65H158V64H156ZM172 65V64H171ZM170 65V66H171ZM7 66H9V65H7ZM76 66V65H75ZM74 66V67H75ZM118 66V65H117ZM142 66V67H143ZM146 66V65H145ZM150 66H148L147 68H149ZM159 66V65H158ZM179 66H180V68H179ZM192 66V65H191ZM41 67V66H40ZM71 68L72 67V64L71 65H69V64H67V65H64V68H63V70L64 69H66V68ZM173 67V66H172ZM178 68H176V72L178 73V74H176V76L177 75H181L180 73V69H182V67H183V69H184V66H183V64H182V67H181V64L179 65L178 64V66H177ZM18 68V67H17ZM37 68V67H36ZM43 68V67H42ZM58 68L59 69H61V66H58ZM173 68H175V67H173ZM13 69V68H12ZM12 69H10L11 71H12ZM31 69H32V66H31ZM57 69V68H56ZM73 69V67L71 68V69H66V70H72ZM75 69L76 68H74V70L72 71V73L75 71ZM164 69V68H163ZM162 69V70H163ZM165 69H166V66H165ZM9 69H8V71H10ZM15 70V69H14ZM58 70V69H57ZM56 70V71H57ZM152 70V69H151ZM173 70V69H172ZM33 71V70H32ZM36 71V70H35ZM40 71V70H39ZM65 71V70H64ZM164 71H167V70H164ZM182 71V70H181ZM3 72V69H1L0 68V73H2ZM43 72H45V70L43 71ZM66 72V71H65ZM68 72V71H67ZM76 72V71H75ZM98 72V73H97ZM152 72V71H151ZM183 72L185 73V71L183 70ZM52 73V72H51ZM165 73H167V75H168V72H165ZM172 73V72H171ZM24 74H27L26 72L24 73ZM29 74V73H28ZM41 74V73H40ZM56 74H58V73H56ZM62 74V73H61ZM74 74V73H73ZM88 74V73H87ZM155 74H159V73H155ZM175 74V73H174ZM9 75V74H8ZM42 75H45V74H42ZM64 75H65V73H64ZM63 75V76H64ZM154 75V74H153ZM4 76V75H3ZM16 76H17V74H16ZM19 77H20V75H18ZM26 76H28V75H26ZM57 76V75H56ZM81 76V75H80ZM149 77V79H150V76L149 75H147L146 74V77ZM7 77V76H6ZM24 77H25V75H24ZM163 77H165L164 76V73H163ZM162 77V78H163ZM168 80H167V77H166V79L164 78V80L167 82H169V80H170V76L168 75ZM174 77V76H173ZM177 77H179V76H177ZM181 77V76H180ZM40 78V77H39ZM71 78H72V76H71ZM80 78H82V76L80 77ZM87 78V77H86ZM176 78V77H175ZM182 78V77H181ZM18 79V78H17ZM52 79H55V78H52ZM63 79V78H62ZM19 80H20V78H19ZM18 80V81H19ZM32 80V79H31ZM40 80V79H39ZM153 80V81H152ZM150 79L149 81H151V82H153V84L151 83V82H148V83H144L145 84V86L148 84V86H149V84L151 85H153V86H156V83L154 82L155 81V79ZM156 80H157V78H156ZM172 80V79H171ZM171 80H170V82H171ZM186 80V79H185ZM190 80V79H189ZM0 81H3V80H1L0 79ZM54 81H56V80H54ZM92 81H95V80H92ZM184 81V80H183ZM35 82V81H34ZM52 82V81H51ZM69 82H71V81H69ZM167 82V83H168ZM175 82V81H174ZM189 82V81H188ZM2 83V82H1ZM16 83V82H15ZM25 83L27 84L28 83V81L26 82L25 81ZM39 83V82H38ZM44 83V82H43ZM61 83H62V81H61ZM66 83H68V82H64L63 84H61V85H58V86H56V87H54V88H52L51 90H56L57 89V87H60L59 89H61L62 88V86H63V88H62V92H64L67 88H68V86H67V88H66V85H68V84H66ZM94 83H97L96 81L94 82ZM154 83H155V85H154ZM163 83V82H162ZM30 83H28V85H29ZM46 84V83H45ZM66 84V85H65ZM71 84V83H70ZM78 83H76V86H80V87H75V86H73V87H71V89L69 88V90L67 89L66 91L68 92V93H62V92H60V96H57L56 94V92H51V93H49L50 95H47V98H46V100L45 101H41L39 98H41V97H39V98H36V99H38L40 102H41V104H52V101L54 100H56V96H57V100H56V102H59V105H57V108L55 107V109L57 110L58 108L60 109L61 107H63L64 105H65V108L67 107L66 105H68V106H71V109H73V110H75L74 109V107H75V105L76 104H74V107H72V105L70 104L71 102H74V100L75 99H77L78 101L81 99V102L83 103V102H85V103H87V104H91V102L89 103V99L92 97V96H94V95H92L95 91L96 92H98L97 90L99 89V88H96L95 86H94V88L93 87H90L89 86V83H88V81L86 80H84V81H80L79 82V85H77ZM111 84V83H110ZM109 84V85H110ZM117 86V88L115 89V85ZM169 84V83H168ZM171 84V83H170ZM1 85V84H0ZM21 85V84H20ZM23 85V84H22ZM21 85V86H22ZM27 85V86H28ZM51 85H52V87L55 85L54 83H50V88H51ZM93 85H95V84H93ZM93 85H91V86H93ZM101 85V84H100ZM109 85H108V87H107V90L109 89ZM151 85V86H152ZM162 85V84H161ZM166 85V84H165ZM171 85H173V84H171ZM175 85H177L176 83H175ZM182 85V84H181ZM180 85V86H181ZM10 86V85H9ZM26 86V85H25ZM27 86H26V88H27ZM97 86H99V85H97ZM147 86V87H148ZM151 86H149V88H151ZM168 86V85H167ZM184 86H186V85H184ZM183 86V87H184ZM187 86H188V84H187ZM23 87V86H22ZM35 87L36 86H34V87H32V89L34 90L35 89ZM157 87V86H156ZM170 87H172V89L171 90H173L174 91V93H172V91L170 92V93H172V94H177V92H179L178 90H174V88L173 87H176V86H170ZM2 88V87H1ZM1 88H0V90H1ZM25 88V87H24ZM28 88H30V85L28 86ZM38 88H40V87H38ZM37 88V89H38ZM49 88V87H48ZM66 88V89H65ZM111 88V89H112ZM149 88H148V90H149ZM157 88H159V87H157ZM169 88V87H168ZM178 88V87H177ZM181 87H179V89H180ZM106 88H104L103 87V90H102V88H101V90H99V92L98 93H96V96L97 97H100V96H102L103 94H112L113 95V97L112 96H110V97H112L111 99L112 100H114V103H115V107H116V103H120V104H122L123 102V100H124V98H123V100L119 97V96H117V95H115V94H113V92H111V91H109L108 90V92H107V90H105ZM110 89V90H111ZM151 89H153V87L151 88ZM151 89H150V91H151ZM161 89V88H160ZM170 89V88H169ZM3 90H5V89H3ZM50 90V91H51ZM120 90V91H121ZM147 90V91H148ZM165 90V89H164ZM232 90V89H231ZM231 90H229V91H231ZM23 91V90H22ZM35 91V90H34ZM146 91V93L148 94V92ZM155 91V90H154ZM245 91V90H244ZM133 92V91H132ZM165 92H166V90H165ZM181 92H179V93H181ZM28 93V92H27ZM31 93V92H30ZM37 93H38V90H37ZM116 93V92H115ZM119 93V92H118ZM145 93V92H144ZM155 93H157V91L155 92ZM155 93H153V94H155ZM164 93V92H163ZM222 92L220 91V94H221ZM225 93H228V92H225ZM230 93V92H229ZM250 93H252V92H250ZM6 94V93H5ZM11 94V93H10ZM17 94L18 93H15V95H10V96H8V98L9 99H7V101L9 102V100H10V102H14V98L16 97L17 98ZM121 94V93H120ZM119 94V95H120ZM123 94V93H122ZM133 94H137L136 93V91L133 93ZM165 94H167V93H165ZM169 94V93H168ZM171 94V95H172ZM241 94V93H240ZM38 96H39V94H37ZM132 95V94H131ZM143 95H145V94H143ZM157 95V94H156ZM156 95H151V96H155L156 97ZM163 95V94H162ZM161 95V96H162ZM233 95H235L234 93H233ZM257 95V94H256ZM258 95H260V93L258 94ZM2 96H4L3 95V93H2ZM13 96H15V97H13ZM37 96V97H38ZM123 96V95H122ZM129 96H130V94H129ZM134 96V95H133ZM139 96H141V95H139V94H137V99H139ZM150 96V95H149ZM149 96H147V97H149ZM174 96V95H173ZM176 96V95H175ZM178 96V95H177ZM187 96V97H186ZM224 96V95H223ZM236 96V95H235ZM242 96V95H241ZM249 96V95H248ZM261 96V95H260ZM31 97V96H30ZM34 97H36V95L34 96ZM33 97V98H34ZM105 97V96H104ZM124 97V96H123ZM135 97V96H134ZM134 97L132 98V97H128L127 96V98H128V100H130V99H134ZM166 98H167V96H165ZM243 97L244 96H242V98L241 99H243ZM254 97V96H253ZM258 97V96H257ZM5 98V97H4ZM45 98V97H44ZM96 98V97H95ZM94 98V99H95ZM141 98V97H140ZM143 98V97H142ZM140 99V100H143V99ZM158 98H160V95H159V97ZM157 98V99H158ZM180 98V97H179ZM225 98H227V99H225ZM229 98V99H228ZM91 99H93V98H91ZM155 100V102L156 101H161L162 102V98H161V100L160 99H158V100ZM169 99H174V98H169ZM209 99H213L214 100V102L216 103V107H214V109L213 108H211V109H207L205 106H203V105H205L206 104V101H208ZM239 99V98H238ZM237 99V100H238ZM247 99V98H246ZM249 99V98H248ZM12 100V101H11ZM37 100V101H38ZM76 100V101H77ZM83 100V101H82ZM200 100V102H198ZM38 101V102H39ZM76 101H75V103H76ZM97 101V100H96ZM139 101V100H138ZM172 101V100H171ZM249 101V100H248ZM12 102V103H13ZM69 102V103H68ZM136 103H138L137 101H135ZM140 102H142V104H143V101H140ZM229 102V101H228ZM236 102V101H235ZM157 103V102H156ZM180 103V102H179ZM40 103H39V105H41ZM178 104V103H177ZM21 105V104H20ZM38 105V104H37ZM38 105V106H39ZM80 105V104H79ZM95 105V104H94ZM93 105V106H94ZM160 105V104H159ZM159 105H156L157 107L159 106ZM186 104H181V105H176V102H175V108H174V110L172 111V108L170 109V108H168L169 107V105H168V107H166L167 108V110L168 109H170V111H168L167 113H165L164 112V116L162 117V114L161 115H158L159 117L158 118H160V116L164 119L161 123L160 122H158V120H157V122L159 123L158 125H166V127L167 126H169L170 124V122L172 121V120H174V119H176V118H179L180 120H182V122H183V119H184V117H183V115H185V112H184V110L186 109V106H185ZM188 105V104H187ZM195 105H197V106H195ZM226 105V104H225ZM224 105V106H225ZM22 106V105H21ZM91 106V105H90ZM89 106V107H90ZM113 107H114V104L112 105ZM118 106V105H117ZM124 106V105H123ZM126 106V105H125ZM155 106V105H154ZM153 106V107H154ZM165 106H167V105H165ZM171 106V105H170ZM173 106V105H172ZM207 106V105H206ZM13 107V106H12ZM17 107H19V106H17ZM30 107V106H29ZM96 107V106H95ZM131 107V106H130ZM161 107V106H160ZM159 107V108H160ZM192 107V106H191ZM201 107H205V108H201ZM226 107V106H225ZM35 108V107H34ZM77 108V107H76ZM80 108V107H79ZM92 107H90V109H91ZM123 108V107H122ZM132 108V107H131ZM134 108V107H133ZM132 108V109H133ZM162 108V107H161ZM166 108H165V111H167L166 110ZM37 109V108H36ZM59 109L57 110V112H59ZM62 109V108H61ZM60 109V110H61ZM70 109V111H72ZM81 109V108H80ZM88 109V108H87ZM94 109V108H93ZM108 109V108H107ZM120 109H121V107H120ZM163 109H164V107H163ZM29 110V109H28ZM40 110V109H39ZM82 110V109H81ZM80 110V111H81ZM112 110H114V108L112 109ZM121 110H123V109H121ZM130 109H128V111H129ZM137 110V109H136ZM147 110V109H146ZM149 110V109H148ZM159 110V109H158ZM158 110H156L155 109V112L156 111H158ZM196 110V109H195ZM194 110V111H195ZM225 110L226 111H228L226 108H225ZM18 111V110H17ZM22 111V110H21ZM77 111H79L78 109H77ZM131 111V110H130ZM143 111H145L144 109H143ZM163 111V110H162ZM15 112V111H14ZM20 112V111H19ZM18 112V113H19ZM47 112V111H46ZM87 112V111H86ZM91 112V111H90ZM93 112V111H92ZM95 112H97V111H95ZM114 113H115V116L118 114L117 113V111H116V109L113 111ZM122 112H124V111H122ZM127 112V111H126ZM148 112V111H147ZM198 112V111H197ZM197 112H195V114L197 113ZM22 113H23V111H22ZM28 113V112H27ZM61 113V112H60ZM73 113V112H72ZM71 112H70V116H72L74 113H76L75 111H74V113L72 114ZM80 112H78V113H76V116H77V114H79ZM112 113V112H111ZM113 113V114H114ZM121 113V112H120ZM151 113V112H150ZM160 113V112H159ZM162 113V112H161ZM189 113H192V111H190ZM234 113H236V112H234ZM264 113V112H263ZM2 114V113H1ZM6 114V113H5ZM10 114V113H9ZM26 114V113H25ZM72 114V115H71ZM82 114H84V116H86L85 115V113H84V110H83V113ZM112 114V115H113ZM123 115H125L124 113H122ZM121 114V115H122ZM133 114V113H132ZM153 114V113H152ZM158 114V113H157ZM20 115V114H19ZM29 115V114H28ZM61 115V114H60ZM65 115V114H64ZM81 115V114H80ZM88 115H89V113H88ZM94 115V114H93ZM135 115V114H134ZM197 115V114H196ZM257 115V114H256ZM4 116V115H3ZM3 116H1V117H3ZM7 116V115H6ZM67 118L69 117V116H67V115H65ZM108 116V115H107ZM132 116V115H131ZM151 116V115H150ZM233 116V115H232ZM231 116V117H232ZM261 116H262V114H261ZM91 117V116H90ZM97 117V116H96ZM109 117H110V115H109ZM129 117V116H128ZM127 117V118H128ZM143 117V116H142ZM146 117V116H145ZM152 117H153V115H152ZM156 117V116H155ZM196 117H198V116H196ZM201 117V116H200ZM53 118V117H52ZM61 118V117H60ZM66 118V119H67ZM75 118V117H74ZM78 118V117H77ZM88 118V117H87ZM113 118H114V116H113ZM113 118H112V120H113ZM130 118H133V116L132 117H130ZM136 118H138V117H136ZM238 118H239V115H238ZM238 118H237V120H238ZM260 118V117H259ZM16 119H18V118H16ZM37 119V118H36ZM62 119H63V116H62ZM69 119V121H70V118H68ZM86 119V118H85ZM85 119H84V121H85ZM108 119L109 118H107V121H108ZM134 119H135V117H134ZM187 119H188V117H187ZM200 119H202V121H203V117L202 118H200ZM206 119V118H205ZM223 119V122L222 123H219L221 120ZM233 119H235V117L233 118L232 117V120ZM25 120V119H24ZM76 120V119H75ZM78 120H79V118H78ZM86 120H89V118L88 119H86ZM130 120V119H129ZM133 120V119H132ZM154 120V119H153ZM161 120V119H160ZM189 120V119H188ZM207 120V121H208ZM236 120V119H235ZM7 121V120H6ZM68 121V120H67ZM90 122L91 121H93V119L92 120H89ZM109 121H111V120H109ZM127 121V120H126ZM144 121V120H143ZM151 121V123H152V125H149L148 126V128H149V130L151 131V133L152 132H154V131H157V130H159L158 129V125L156 124V126H157V130L156 129H153L154 128V126L153 125H155L153 122H152V120H150ZM177 121H179V120H177ZM186 121V120H185ZM190 121V120H189ZM195 121H197V119L195 120ZM206 121V122H207ZM239 121V120H238ZM243 121V120H242ZM258 121V120H257ZM1 122V121H0ZM131 122V121H130ZM174 122V121H173ZM172 122V123H173ZM200 122H201V120H200ZM226 122H227V120H226ZM236 122V121H235ZM3 123V122H2ZM121 123V122H120ZM171 123V124H172ZM186 123V122H185ZM230 123V122H229ZM39 124V123H38ZM58 124V123H57ZM62 124V123H61ZM92 123H89V125H91ZM177 123H175V125H176ZM204 124H205V122H204ZM237 124H238V122H237ZM27 125V124H26ZM30 125H31V123H30ZM47 125V124H46ZM51 125V124H50ZM87 125V124H86ZM85 125V126H86ZM88 125V126H89ZM222 126V128H217L218 126ZM246 125V124H245ZM39 126V125H38ZM55 126H56V124H55ZM54 126V127H55ZM84 126V127H85ZM136 126V125H135ZM171 126V125H170ZM46 127V126H45ZM51 127V126H50ZM106 127V126H105ZM165 126H164V128H166ZM183 127V124H182V126H181V128ZM186 127H188L189 128V126H186ZM67 128V127H66ZM88 128V127H87ZM92 128V127H91ZM94 128V127H93ZM138 128V127H137ZM137 128H136V131H137ZM163 128V129H164ZM170 128V127H169ZM184 128V127H183ZM74 129H76V128H74ZM84 129V128H83ZM90 129V128H89ZM88 129V131H90ZM108 129V128H107ZM125 129V128H124ZM131 129V128H130ZM133 129H134V126H133ZM167 130H168V128H166ZM180 129V128H179ZM191 129V128H190ZM195 130H196V128H194ZM60 129H58V131H59ZM64 130V129H63ZM65 130H67V129H65ZM71 130V129H70ZM73 130V129H72ZM95 130V129H94ZM94 130H93V132H94ZM135 130V129H134ZM162 129H160V131H161ZM167 130H165V131H167ZM185 130V129H184ZM189 130V129H188ZM74 131V130H73ZM85 131H86V129H85ZM132 131V130H131ZM131 131H128L129 133L131 132ZM175 131V130H174ZM194 131V130H193ZM35 132V131H34ZM51 132V131H50ZM62 132V131H61ZM61 132H60V134H61ZM67 132V131H66ZM72 132V131H71ZM120 132V131H119ZM122 132H124V131H122ZM172 132V131H171ZM178 132H181V130H179ZM192 132V131H191ZM196 132V131H195ZM259 132V131H258ZM39 133V132H38ZM86 133V132H85ZM131 133H133V132H131ZM188 133L189 134H191L190 132H187V131H184V132H181L180 133V135L179 134H176L175 136H176V138L178 137V136H180V138L182 139V137H185V138H183V139H188V137H190L192 134H194V132L191 134V135H189L188 136ZM66 134V133H65ZM83 134V133H82ZM261 134V133H260ZM5 135V134H4ZM38 135V134H37ZM90 134H88V136H89ZM114 135V134H113ZM129 135H131V134H129ZM156 135H157V133H156ZM161 135V134H160ZM229 135V136H230ZM243 135V134H242ZM247 135V134H246ZM63 136H64V134H63ZM99 136V135H98ZM141 136V135H140ZM231 136V137H232ZM253 136V135H252ZM251 136V137H252ZM67 137V136H66ZM90 137V136H89ZM121 137V136H120ZM134 137V136H133ZM143 137V136H142ZM231 137H230V139H231ZM236 137H234V138H236ZM37 138V137H36ZM161 138V137H160ZM170 138H172V137H170ZM233 138V140H235L236 141V139H234ZM241 138V137H240ZM240 138H239V140H240ZM248 138H250V136L248 137ZM264 138V137H263ZM34 139V138H33ZM89 139V138H88ZM139 139V138H138ZM150 139V138H149ZM212 139V138H211ZM262 139V138H261ZM214 140H216V139H214ZM213 140V141H214ZM217 140H219V139H217ZM221 140V139H220ZM219 140V141H220ZM226 140V139H225ZM243 140V139H242ZM250 140V139H249ZM264 140V139H263ZM127 141V140H126ZM150 141V140H149ZM208 141V140H207ZM213 141H211V142H213ZM245 141H246V138H245ZM102 143H103V141H101ZM165 142V141H164ZM168 143H169V141H167ZM178 142V141H177ZM248 142V141H247ZM254 142H255V140H254ZM116 143V142H115ZM119 143V142H118ZM143 143V142H142ZM153 143V144H152ZM151 143V145H150V147H149V152H150V154L151 155H154V156H160L161 154H160V152L161 151H159V149H157L156 147H155V145H156V142H152ZM160 143V142H159ZM189 143V142H188ZM187 143V144H188ZM205 143V142H204ZM209 143V142H208ZM214 143V142H213ZM217 143H219V142H217ZM241 143V142H240ZM249 143V142H248ZM256 143V142H255ZM254 143V144H255ZM264 143V142H263ZM33 144H35V143H33ZM106 144V143H105ZM136 144V143H135ZM150 144V143H149ZM149 144H148V146H149ZM216 144V143H215ZM222 144V143H221ZM237 144V143H236ZM244 144H245V142H244ZM19 145V144H18ZM25 145V144H24ZM67 145V144H66ZM94 145V144H93ZM137 145V144H136ZM146 145V144H145ZM159 145H161V146H164V144L162 145V144H159ZM158 145V146H159ZM253 145V144H252ZM4 146V145H3ZM105 146V145H104ZM170 146V145H169ZM176 146V145H175ZM208 146H209V144H208ZM211 146V145H210ZM216 146V145H215ZM222 146V145H221ZM245 146H247V145H245ZM261 146V145H260ZM262 146H264V145H262ZM51 147V146H50ZM101 147H102V145H101ZM114 147V146H113ZM115 147H116V145H115ZM132 147V146H131ZM131 147L129 148V149H131ZM144 147V146H143ZM143 147H141V148H143ZM171 147H172V145H171ZM242 147V146H241ZM255 147H256V145H255ZM59 148V147H58ZM104 148V151H105V147H103ZM159 148V147H158ZM208 148V147H207ZM214 148V147H213ZM250 148V147H249ZM60 149V148H59ZM126 149V148H125ZM133 149V148H132ZM248 149V148H247ZM256 149V148H255ZM96 150V149H95ZM124 150V149H123ZM123 150H121V151H123ZM126 150H128V149H126ZM125 150V151H126ZM146 150V149H145ZM167 150V149H166ZM179 150V147L178 148H176L175 147V152H167L166 154H164V155H162V156H160V158H159V160H161V162H160V164L162 163V165L163 166H165V168H175V169H177V170H180V171H183L184 169H186V167L185 166H189L190 164H187V162L185 161V160H182V158L181 157H179V156H175V157H173V155L177 152ZM199 150V149H198ZM201 150V149H200ZM210 150H212V149H210ZM174 151V150H173ZM202 151H204V150H201V152ZM84 152V151H83ZM106 152V151H105ZM128 152V151H127ZM126 152V153H127ZM130 152V151H129ZM134 152H136V151H134ZM142 152H144V151H142ZM146 152H147V150H146ZM181 152V151H180ZM200 152V151H199ZM208 152V151H207ZM217 152H218V150H217ZM245 152V151H244ZM77 153V152H76ZM137 153V152H136ZM182 153V152H181ZM190 153V152H189ZM195 153V152H194ZM224 153V152H223ZM38 154V153H37ZM81 154V153H80ZM90 154V153H89ZM149 154V155H150ZM160 154V155H159ZM196 154H197V152H196ZM217 154V153H216ZM221 154V153H220ZM243 154V153H242ZM260 154V153H259ZM46 155V154H45ZM126 155V154H125ZM129 155H130V153H129ZM147 155V154H146ZM186 155V154H185ZM195 155V154H194ZM201 155V154H200ZM206 155V154H205ZM43 157H44V155H42ZM91 156V155H90ZM186 156H188V155H186ZM204 156V155H203ZM203 156H201V157H203ZM217 156V155H216ZM234 156V155H233ZM37 157H38V155H37ZM62 157V156H61ZM131 157H132V155H131ZM131 157H129V158H131ZM197 157V156H196ZM200 157V156H199ZM213 157V156H212ZM235 157V156H234ZM237 157V156H236ZM240 157V156H239ZM245 157V156H244ZM257 157V156H256ZM113 158V157H112ZM123 158H125V157H123ZM175 158V159H174ZM187 158V157H186ZM192 158H194V157H192ZM205 158V157H204ZM231 158H232V156H231ZM242 158V157H241ZM135 159V158H134ZM199 159H201V158H199ZM233 159V158H232ZM243 159V158H242ZM121 160H122V158H121ZM129 160V159H128ZM157 160H158V158H157ZM194 160V159H193ZM214 160H216V159H214ZM218 160V159H217ZM227 160V159H226ZM92 161V160H91ZM124 160H122V162H123ZM192 161V160H191ZM205 161V160H204ZM206 161H207V159H206ZM222 161V160H221ZM108 162V161H107ZM126 162V161H125ZM129 162V161H128ZM127 162V163H128ZM195 162V161H194ZM212 162V161H211ZM224 162V161H223ZM227 162H228V160H227ZM117 163V162H116ZM132 163L133 162H131V165H132ZM134 163H135V161H134ZM147 164H148V162H146ZM208 163H209V161H208ZM216 163V162H215ZM219 163V162H218ZM256 163V162H255ZM260 163V162H259ZM20 164V163H19ZM41 164V163H40ZM71 164H72V162H71ZM102 164V163H101ZM137 164V163H136ZM157 164V163H156ZM212 164V163H211ZM225 164H226V162H225ZM228 164V163H227ZM239 164V163H238ZM262 164V163H261ZM122 165V164H121ZM123 165H125V164H123ZM127 165H129V164H127ZM214 165V164H213ZM248 165V169H250V167H249V160H247V164L245 165V166H247ZM35 166V165H34ZM95 166V165H94ZM158 166V165H157ZM203 166V165H202ZM217 166V165H216ZM250 166H251V164H250ZM36 167V166H35ZM99 167V166H98ZM121 167V166H120ZM135 167V166H134ZM145 167V166H144ZM212 167V166H211ZM226 167H227V165H226ZM238 167H240V166H238ZM75 168H77V167H75ZM100 169H101V167H99ZM107 168V167H106ZM105 168V169H106ZM115 168V167H114ZM200 168H202V167H200ZM224 168V167H223ZM222 168V169H223ZM230 168V167H229ZM244 168V167H243ZM254 168V167H253ZM80 169V168H79ZM108 169V168H107ZM159 169V168H158ZM211 169V168H210ZM221 169V170H222ZM228 169V168H227ZM260 169V168H259ZM13 170V169H12ZM119 170V169H118ZM164 170H166V169H164ZM168 170V169H167ZM187 170V169H186ZM190 170V169H189ZM223 170H225V168L223 169ZM234 170V169H233ZM244 170H247V169H244ZM243 170V171H244ZM251 170V169H250ZM100 170H98V172H99ZM104 171V170H103ZM112 171V170H111ZM132 171H134V170H132ZM140 171V170H139ZM151 171V170H150ZM149 171V172H150ZM158 171V170H157ZM171 171V170H170ZM205 171V170H204ZM203 171V172H204ZM229 171H232V170H229ZM237 171V170H236ZM252 171V170H251ZM256 171H257V169H256ZM259 171V170H258ZM257 171V172H258ZM141 172V171H140ZM148 172V173H149ZM152 172V171H151ZM179 172V171H178ZM196 172H198V171H196ZM228 172V171H227ZM234 172H235V170H234ZM253 172V171H252ZM119 173V172H118ZM18 174V173H17ZM59 174V173H58ZM73 174V173H72ZM139 174H141V173H139ZM154 174V173H153ZM156 174V173H155ZM158 174V173H157ZM221 174V173H220ZM225 174H226V172H225ZM235 174H237V176H238V174L239 173H235ZM43 175V174H42ZM71 175V174H70ZM111 175V174H110ZM125 175V174H124ZM136 175V174H135ZM160 175H162V174H160ZM169 175V174H168ZM182 175V174H181ZM211 175V174H210ZM228 175V174H227ZM257 175H258V173H257ZM261 175V174H260ZM45 176V175H44ZM112 176V175H111ZM123 176V175H122ZM142 176V175H141ZM164 175H162V177H163ZM263 176L264 175H261V177L263 178ZM58 177V176H57ZM124 177V176H123ZM145 177V176H144ZM165 177V176H164ZM172 176H170V178H171ZM179 177H181V176H179ZM253 177V176H252ZM114 178V177H113ZM127 178V177H126ZM125 178V179H126ZM167 178V177H166ZM257 178V177H256ZM262 178H260L261 180H262ZM31 179V178H30ZM120 179V178H119ZM177 179V178H176ZM179 179V178H178ZM197 179V178H196ZM207 179V178H206ZM238 179V178H237ZM257 179H259V176H258V178ZM127 180V179H126ZM144 180V179H143ZM169 180V179H168ZM187 180H189V179H187ZM130 181V180H129ZM176 181V180H175ZM23 182H24V180H23ZM31 182V181H30ZM34 182V181H33ZM87 182V181H86ZM120 182V181H119ZM125 182H127V181H125ZM131 182V181H130ZM181 182V181H180ZM260 182V181H259ZM32 183V182H31ZM35 183V182H34ZM65 183V182H64ZM143 183V182H142ZM148 183V182H147ZM47 184H48V182H47ZM77 184V183H76ZM110 184H111V182H110ZM113 184V183H112ZM186 184V183H185ZM191 184V183H190ZM208 184V183H207ZM236 184V183H235ZM249 184H251V183H249ZM128 185V184H127ZM180 185H182V184H180ZM195 185V184H194ZM193 185V186H194ZM206 185V184H205ZM80 186V185H79ZM86 186V185H85ZM149 186V185H148ZM196 186V185H195ZM221 186V185H220ZM231 186V185H230ZM250 186H253V185H250ZM264 186V185H263ZM10 187V186H9ZM16 187V186H15ZM88 187V186H87ZM186 187V186H185ZM188 187V186H187ZM212 187V186H211ZM239 187V186H238ZM82 188H84V186L82 187ZM90 188V187H89ZM143 188V187H142ZM190 188V187H189ZM206 188V187H205ZM224 188V187H223ZM231 188V187H230ZM234 188H235V186H234ZM20 189V188H19ZM38 189V188H37ZM36 189V190H37ZM104 189V188H103ZM106 189V188H105ZM108 189V188H107ZM115 189V188H114ZM133 189V188H132ZM196 189V188H195ZM225 189V188H224ZM110 190V189H109ZM120 190V189H119ZM134 190V189H133ZM173 190V191H172ZM170 192H168V193H165L164 194V196H165V200H164V204L163 205H161V206H159V207H157L158 209V211L157 212H159L160 214H162L163 215V217L162 218H160V220H161V226L160 227H158L157 226V224H156V227L157 228H159L157 231H156V228H155V218L153 217V221L154 222H152L151 223V221H152V219H151V217H148L147 216V214L146 215H144V216H140V217H138L139 216V214L137 215H135V213H134V215H130L131 214V212H125V210H122V207H120V205H118L119 207V209H117V211H115L116 209H111V210H107L106 211V214H105V219H104V221H105V223H104V229H105V231H103L104 233H106V235L107 236H111V237H106L107 238V240H108V243H109V241L111 242V240H112V238L113 239H116V238H114V237H117L118 238V240L119 241H122V242H125V244L124 243H119L120 245H121V247L119 246V247H117L118 245H117V243H115V241L117 240H113L114 242H111L110 244L112 245L113 243H115V244H113V246H111L112 248L114 247V245H117V246H115L114 248H116V251L118 250V248H120V250H118V251H120L121 252V256H123V259H124V264L126 263V264H129L128 262H132V261H129L130 259H132V257H137V259H140L139 261H143V260H145L144 261V264H146V263H148L147 261H150V257H148V255H152V257L155 259H153L152 258V260H154V261H156V263L157 264H264V187L263 188H261V186H260V188H259V195L261 196V198H262V200H260L261 201V207H259V206H255V207H252V205H254V204H251V207L249 206L250 205V203L249 202H244V200L243 199H241L240 198V196H239V198L238 197H234V196H231V197H229L226 201V203H223V202H219L218 203V201H217V203L218 204H216L215 205V203H211V202H209L210 203V205H205V203L204 202H206V200H205V196H203V197H205V198H203V197H199V198H197V195H198V193L194 190L193 192H189L188 191V188H179V186L177 187H174V189H172ZM190 190V189H189ZM38 191V190H37ZM129 191H131V190H129ZM160 191V190H159ZM164 191V190H163ZM202 191V190H201ZM218 191V190H217ZM105 192V191H104ZM113 192V191H112ZM242 192V191H241ZM43 193V192H42ZM41 193V194H42ZM47 193V192H46ZM125 193V192H124ZM215 193V192H214ZM251 193V192H250ZM51 194V193H50ZM128 194V193H127ZM231 194H233V193H231ZM257 194H258V191H257ZM44 195V194H43ZM62 195V194H61ZM88 195V194H87ZM93 195V194H92ZM218 195V194H217ZM250 195V194H249ZM258 195V196H259ZM49 196V195H48ZM54 196V195H53ZM64 196H66L65 194H64ZM63 196V197H64ZM126 196H128V195H126ZM212 196V195H211ZM219 196V195H218ZM25 197V196H24ZM36 197V196H35ZM57 197V196H56ZM161 197V196H160ZM214 197V196H213ZM226 197V196H225ZM44 198V197H43ZM53 197H51V199H52ZM55 198V197H54ZM223 198H224V196H223ZM227 198V197H226ZM226 198H224V199H226ZM260 198V197H259ZM35 199V198H34ZM40 199V198H39ZM95 199H96V197H95ZM154 199V198H153ZM159 199V198H158ZM247 199H249V198H247ZM250 199H252V198H250ZM45 200V199H44ZM42 201V200H41ZM105 201H106V199H105ZM112 201V200H111ZM123 201V200H122ZM121 201V202H122ZM130 201V200H129ZM212 201V200H211ZM215 201V200H214ZM121 202H120V204H121ZM149 202H151V201H149ZM117 203V202H116ZM256 203H258V202H256ZM69 204V203H68ZM97 204V203H96ZM131 204V203H130ZM216 207H215V206ZM248 205V206H247ZM247 206V207H246ZM41 207V206H40ZM243 209H245V212H243ZM113 210H114V212H113ZM142 210V209H141ZM146 211V210H145ZM55 212V211H54ZM116 212V213H115ZM140 212V211H139ZM147 212V211H146ZM115 213V214H114ZM143 213V212H142ZM28 217V216H27ZM146 217H148V218H146ZM42 218H43V216H42ZM145 218H146V220H145ZM100 219H102V218H100ZM39 220V219H38ZM52 220V219H51ZM89 220V219H88ZM108 222H107V221ZM140 220V222H138V224L140 225V227H141V223L142 222H144V225H145V223L148 221V222H150L151 224H150V226H152L153 225V227H154V231H156V232H158L159 230L162 232V236L164 235V236H172V240L173 241H175V238L176 239H179V238H181L182 237V239H180V240H182V242H185V240L187 241L188 240V242H185V243H187L188 245H185V246H183L181 249H178V251H173V250H170V249H163L162 251H159V249L157 248V250H153V249H149L150 250V252L149 251H145V250H143L144 248H143V244L144 243H147V244H144L145 246H153V248H155L154 247V245H153V240L154 239H150V238H148V237H151L152 235H151V232L149 233V232H147L146 231V233H148V240H152V242H151V244L152 245H150V241L148 242V240H147V242H145V240H146V237L144 238V240L143 239H139V240H142V241H140V243L138 244V243H136L137 244V246H136V244H134V240H132L133 239V237L130 235L131 233H132V235L134 234V232H135V236H136V238H137V234H138V232L136 233V231L138 230L140 233H141V228L139 227V225L137 226L136 224H137V221H139ZM150 220V221H149ZM146 221V222H145ZM147 222V224H149ZM156 222H158V219L156 218ZM160 223V221L158 222V224ZM85 224H86V222H85ZM102 224V223H101ZM143 224V223H142ZM76 225V224H75ZM135 226H137L136 228H137V230H135L136 228H135ZM44 227V226H43ZM96 227V226H95ZM146 227H149L148 225H146ZM150 228V227H149ZM77 229H78V226H77ZM221 230V231H220ZM5 231V230H4ZM3 231V232H4ZM77 231H79V229L77 230ZM80 231H81V226H80ZM84 231V230H83ZM82 231V232H83ZM132 231H134V232H132ZM143 232L145 231V230H142ZM49 232H53V231H49ZM48 233V232H47ZM87 233V232H86ZM145 233V232H144ZM155 233V232H154ZM164 233V234H163ZM48 235H51V234H47V236ZM53 235V234H52ZM151 235V236H150ZM6 236V235H5ZM82 236V235H81ZM112 236H114V237H112ZM134 236V235H133ZM143 236H146V235H143ZM101 237H102V235H101ZM156 237V236H155ZM48 238V237H47ZM52 238H53V236H52ZM85 238V237H84ZM110 238H111V240H110ZM135 238V239H136ZM174 238V239H173ZM183 238H187V239H183ZM234 238H240V239H242V241H245V245H243V246H236V249H235V247H234V243H229L228 244V242L230 241V240H232V241H234L233 239ZM83 239V238H82ZM86 239V238H85ZM159 239V238H158ZM160 239H163L162 237H160ZM159 239V240H160ZM50 240H51V238H50ZM90 240V239H89ZM171 239L169 240V241H171V242H173ZM184 240V241H183ZM228 240V241H227ZM43 241H45V240H43ZM91 241V240H90ZM89 241V242H90ZM138 241V240H137ZM158 241V240H157ZM156 241V242H157ZM176 241H178V240H176ZM237 241V240H236ZM257 241H260L259 243L261 244L260 246H259V244H258V246H259V248H255V245H254V243L255 242H257ZM67 242V241H66ZM139 242V241H138ZM155 242V243H156ZM197 244V242H199L200 243V246H199V248H195V243ZM86 243H88L87 241H86ZM251 243H253V244H251ZM258 243V242H257ZM257 243H255V244H257ZM92 244V243H91ZM168 244V243H167ZM237 244H239V243H237ZM86 245V244H85ZM85 245H84V247H85ZM135 245V246H134ZM195 245V246H194ZM251 245H253L254 247H252ZM44 246V245H43ZM64 246V245H63ZM87 246V245H86ZM140 246V247H139ZM148 246V247H149ZM158 246V245H157ZM192 248H191V247ZM32 247V246H31ZM84 247H82V249H84ZM113 248V249H114ZM164 248V247H163ZM87 248H85V250H86ZM112 249V250H113ZM79 250V249H78ZM77 250V251H78ZM88 252L87 251H85V254H87ZM93 253H95V252H93ZM96 253H97V251H96ZM111 253V252H110ZM110 253H107L108 255L110 254ZM53 254V253H52ZM101 254V253H100ZM104 254V253H103ZM114 254V253H113ZM117 254V253H116ZM120 254V253H119ZM84 255V254H83ZM93 255V254H92ZM91 255V256H92ZM99 255V254H98ZM146 256V257H145ZM18 257V256H17ZM83 257V256H82ZM90 257V256H89ZM115 257V256H114ZM116 257H118V256H116ZM138 257H142V258H138ZM145 257V258H144ZM28 258V257H27ZM37 258V257H36ZM81 258V257H80ZM86 258V257H85ZM93 258H95V254H94V257ZM112 258H113V256H112ZM111 258V259H112ZM144 258V259H143ZM15 259V258H14ZM123 259H122V261H123ZM141 259H143V260H141ZM90 260V259H89ZM110 260V259H109ZM48 261V260H47ZM84 261H85V259H84ZM91 261V260H90ZM125 261H128V262H125ZM36 262V261H35ZM76 262V261H75ZM86 262V261H85ZM87 262H89V261H87ZM59 263V262H58ZM80 263V262H79ZM141 263H143V262H141ZM140 263V264H141ZM149 263H152L151 261L149 262ZM132 264H134L133 262H132Z\"/></svg>", "mask_w": 264, "mask_h": 264}]
</instances>
